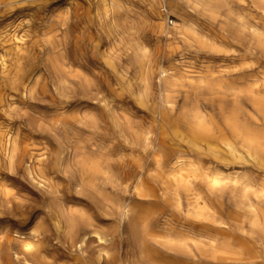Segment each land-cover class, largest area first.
Returning <instances> with one entry per match:
<instances>
[{
  "label": "bare ground",
  "instance_id": "bare-ground-1",
  "mask_svg": "<svg viewBox=\"0 0 264 264\" xmlns=\"http://www.w3.org/2000/svg\"><path fill=\"white\" fill-rule=\"evenodd\" d=\"M4 1L15 4L31 0ZM101 1L105 11L146 14L169 47L182 42L210 53L219 51L216 44L221 42L246 49L252 58L258 54L264 58V0H138V5L128 3L130 0ZM171 12L182 20L172 29L163 23ZM200 18L205 20L201 31ZM21 58L17 54V61ZM257 61L259 67L264 66V59ZM141 63L144 69L145 62ZM77 66L95 71L81 61ZM172 67L158 62L159 100L147 121L138 126L129 123L120 127L114 117L110 118L111 126L106 116L100 117L97 110L104 96L115 94L118 88L112 82H107V87L94 85L81 74H73L72 68H57L55 72L69 93H81L85 100L52 103L51 127L64 130L59 147L50 144L47 125H40L38 132L21 124L13 128L0 122V169L13 176L22 172L43 192L42 208L37 210L40 206L26 202L27 193L3 184L9 203L5 219L17 227L9 228L0 240L4 264L23 260L39 264H198L202 262L199 256L208 264H235L239 259L236 241L250 243L258 234L264 237V194L250 190L254 184L251 171L256 168L264 174V82L204 78L190 85L187 101L178 110L183 92L177 88ZM15 69H1L2 78L10 82L6 85L24 98L34 95L37 82L33 72L21 64ZM72 83L75 87L70 86ZM7 95L14 96L12 92ZM120 134L132 146L135 155L131 157L135 158L128 160L120 154ZM139 149L154 153L152 164L141 162ZM237 165L247 173L227 172ZM194 183L206 184L223 213L193 207L192 214L198 220L181 217L175 226L174 214L156 210L160 195L175 194L183 213L181 193ZM120 189L131 196L120 198ZM229 190L235 211L230 217L237 223L224 218L222 199ZM134 201L148 206L133 210ZM110 217L114 228L107 225ZM128 217L132 252L112 253L114 244L102 243L120 236V222ZM31 220L39 224L26 233L24 227ZM235 224L240 233L233 229ZM51 237L80 255H55ZM96 239L99 251L91 254L90 242ZM67 257L71 260L61 263Z\"/></svg>",
  "mask_w": 264,
  "mask_h": 264
},
{
  "label": "rangeland",
  "instance_id": "rangeland-1",
  "mask_svg": "<svg viewBox=\"0 0 264 264\" xmlns=\"http://www.w3.org/2000/svg\"><path fill=\"white\" fill-rule=\"evenodd\" d=\"M1 1L6 3L2 4ZM7 2L0 0V108L7 111V113L0 111V122L13 128L21 124L25 129H35L38 132L40 125H47L48 131L51 132L48 139L55 147H59L64 141V130L61 128L56 131L51 127L50 119L54 116L52 103L60 99H68L74 103L85 100L81 93H69V87L57 77L55 72L57 68L67 71L72 68L73 74H81L94 85L99 83L107 87V82L114 83L118 91L115 94L106 93L103 105L97 113L100 117L106 116L111 126V117L119 119L120 127H126L129 123L138 126L147 121L150 110L154 109V103L159 100L157 64L161 60L169 66L173 64L177 88L183 92L179 97L178 110L182 109L187 101L186 94L187 90L191 89L190 85L201 83L204 78L220 80L231 77L230 79L236 78L250 84L264 82V66L259 67L257 61L259 57L262 61L264 59L260 54L252 58L246 49L221 42L216 44L219 51L210 53L190 48L182 42L169 47L154 30L148 16L143 13L138 15L132 11L125 13L123 10L121 12L106 10V12L101 0H31L15 4ZM138 2V0L128 1L133 5H138ZM130 7L139 10L136 6ZM171 13L174 23H170V18L164 19L163 23L165 27L172 29L182 20L175 13ZM194 18L197 19L198 16ZM204 21L202 18L199 19L198 23L201 25L199 31L202 30ZM17 54L23 56L20 61H17ZM77 61L88 64L95 68V71L75 67ZM141 61L145 62L142 66L144 69L141 68ZM20 64L30 68L29 71L33 72L34 81L37 82L34 95L28 98L11 91L6 85L10 82L2 78L1 69L4 66H13L17 69ZM70 86L75 87L74 83ZM9 92L14 96H8ZM105 104L109 106L106 107ZM125 140L120 134V154L131 160L135 158L131 157L135 153ZM137 152L145 166L153 163L152 151L139 149ZM1 164L0 157V167ZM235 167V170L227 172L243 175L247 173L246 169L240 168L241 166ZM254 170L250 173L251 181L254 183L250 190L258 191L263 195L264 174H260L256 168ZM7 173L5 169H0V240L9 228H17L5 219L8 217L9 203L5 199V192L8 189H5L3 184H8L10 189L14 185L21 193H27L29 199L26 202L40 206L37 210H41L43 199L42 190L26 175H22V172L16 176ZM152 184L157 186L154 181ZM131 193L133 195V192ZM181 194L183 213L177 206V197L170 192L163 197L160 195L161 200L156 205V210L159 212L168 210L170 214H174L172 220L175 226H178L181 217L198 220L192 214L193 207H207L211 212H222L218 199L211 194L205 183H194L185 188ZM130 196L120 189V198L125 199ZM230 198L229 190L222 199L224 202L222 207L225 208L224 218L230 223H237L231 220L232 216L230 217V213L235 212ZM131 206L135 210L148 205L134 201ZM108 219L110 223L107 225L114 228V223L111 222L113 217ZM130 219L131 217H128L120 222V236L108 243H102L107 246L114 244V249L110 248L112 253L118 251V254L127 255L132 252L133 236L129 228ZM38 222L31 220L30 224L24 227V231L28 233L29 229L36 228ZM235 225L233 229L240 233L237 224ZM54 231L53 229L52 232ZM247 231L250 232V226H247ZM51 240L53 244L51 249L55 255H62L64 252L71 254L72 258L80 255L68 244L65 247L59 240L54 238ZM96 240L90 242L91 254H97L99 251L100 243L98 239ZM235 246L239 256L235 264H264V237L261 234L250 243L236 241ZM1 259L0 252V264H4ZM199 259L202 262L198 264H208L203 256H199ZM70 260L67 257L61 263ZM20 264L39 263L23 260Z\"/></svg>",
  "mask_w": 264,
  "mask_h": 264
},
{
  "label": "built area",
  "instance_id": "built-area-1",
  "mask_svg": "<svg viewBox=\"0 0 264 264\" xmlns=\"http://www.w3.org/2000/svg\"><path fill=\"white\" fill-rule=\"evenodd\" d=\"M169 18H170V23H172V24H173V23H174L173 16H172V15H170V16H169Z\"/></svg>",
  "mask_w": 264,
  "mask_h": 264
}]
</instances>
